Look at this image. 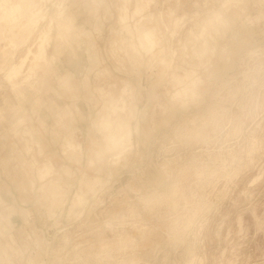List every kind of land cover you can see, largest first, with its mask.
I'll use <instances>...</instances> for the list:
<instances>
[{
	"label": "rangeland",
	"instance_id": "rangeland-1",
	"mask_svg": "<svg viewBox=\"0 0 264 264\" xmlns=\"http://www.w3.org/2000/svg\"><path fill=\"white\" fill-rule=\"evenodd\" d=\"M231 1L0 0V264H264V0Z\"/></svg>",
	"mask_w": 264,
	"mask_h": 264
},
{
	"label": "bare ground",
	"instance_id": "bare-ground-1",
	"mask_svg": "<svg viewBox=\"0 0 264 264\" xmlns=\"http://www.w3.org/2000/svg\"><path fill=\"white\" fill-rule=\"evenodd\" d=\"M238 1H239V0H238ZM226 2L228 3V1H226ZM229 2H230V1H229ZM232 2H233V0L231 1V3H232ZM229 4H230V3H229ZM227 5H228V4H226V6H227ZM214 17H215V18L217 17V14H216V13H213V15H212L211 17H209V18L207 19V21L204 22V23H205L206 25H210V24L213 22L212 20L215 19ZM216 19H219V17L216 18ZM123 104H124V103H123ZM124 105H125V104H124ZM123 109L125 110V108H123ZM124 110H123V112H124ZM117 111L121 112V111H122V108L117 109V108L115 107V108L113 109L112 112L115 113V114L117 115ZM126 114H127V113H126ZM116 117H118V116H116ZM116 120H117V119H116ZM123 121H124V120H123ZM123 121L121 122V123H122L121 125H124L125 122H123ZM116 123L118 124L117 121H116ZM118 125H120V124H118ZM124 127H125V125H124ZM121 128H122V127H121ZM117 129H118V128H117ZM119 129H120V127H119ZM119 129H118V130H119ZM120 130H121V129H120ZM127 131H128V130H127ZM124 132H125V129H124ZM124 132H123V133H124ZM118 133H120V132L118 131ZM128 133H129V131H128ZM125 134H126V133H125ZM115 135H116V134H112V135L110 136V141H111V142H115V143H116L117 141H119V140L115 141ZM120 135H122V134H120ZM116 136H117V135H116ZM117 137H118V136H117ZM119 138H120V136H119ZM119 138H116V139H119ZM122 138H123V137H121L120 140H121ZM113 144H114V143H113ZM73 149H75V150L78 151V146L75 147V148H73ZM107 149H108V148H107ZM77 151H76V152H77ZM259 179H260V177H259ZM85 180H86V179H85ZM257 181H259V180H257ZM82 182H83V181H82ZM80 183H81V182H80ZM83 183H84V185L87 186L88 188L91 187V186L93 187V185L95 184V183L93 184L92 181L90 182V180H89L88 182L84 181ZM83 183H82V184H83ZM255 183H256V182H255ZM92 184H93V185H92ZM253 184H254V183H252V185H253ZM80 186H81V185H80ZM92 187H91L90 189H92ZM48 189H49V190H48ZM48 189H47V191H50V192L52 193V195H54V196H56V195L58 196V195L60 194L59 192H58V194L55 193L56 190H58V191H60V190L58 189L57 185H55L54 183H50ZM54 190H55V191H54ZM88 191H89V190H88ZM74 194H75V193H74ZM76 195H77V194H76ZM77 197H78V199H77ZM81 197H82V196H80V195H77V196L75 197V198L77 199V202H78V201H81V199H82ZM54 198H55V197H54ZM76 199H74V201H75ZM75 203H76V202H75Z\"/></svg>",
	"mask_w": 264,
	"mask_h": 264
},
{
	"label": "crops",
	"instance_id": "crops-1",
	"mask_svg": "<svg viewBox=\"0 0 264 264\" xmlns=\"http://www.w3.org/2000/svg\"><path fill=\"white\" fill-rule=\"evenodd\" d=\"M153 38V36H151ZM69 148H70V152L73 150L74 147H72L71 145H69ZM52 169L51 165H49L47 168H46V171H47V174L49 173V171ZM42 179L44 178V175L41 177ZM48 188V187H47Z\"/></svg>",
	"mask_w": 264,
	"mask_h": 264
}]
</instances>
